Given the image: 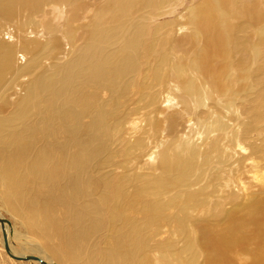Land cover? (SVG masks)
Instances as JSON below:
<instances>
[{
  "label": "rangeland",
  "instance_id": "rangeland-1",
  "mask_svg": "<svg viewBox=\"0 0 264 264\" xmlns=\"http://www.w3.org/2000/svg\"><path fill=\"white\" fill-rule=\"evenodd\" d=\"M110 1L36 0L37 10L33 14L24 11L22 17L16 19L0 15V30L5 29L4 33L0 32V38L16 43L18 62L24 65V54L29 53L28 64L23 69L8 67L6 70L7 86L0 92V118L13 116L19 102L39 94V85L56 80L82 55L87 58V48L98 34L97 17L107 14ZM204 1L159 0L154 8L145 7L147 3L137 5L132 10L134 21H147L148 27H153V30L149 27L152 31L148 36L153 46L147 44L140 69L120 80L122 86L111 79L101 86L86 87L78 98L71 91L72 102L44 96L35 109L24 108L29 117L25 114L24 124L15 131L24 130L28 137L36 139L33 147L37 150L54 146L59 156H69L79 132L82 140L100 150L94 158L100 163L92 162L93 170L88 176L95 177L99 185L105 181L124 182L126 188L134 190V196L132 194L126 203L141 195L150 202L155 201L148 192L156 181L168 175L166 161L162 158L167 161L180 158L184 165L188 155L187 158L194 160H191L195 164L194 173L179 186L180 192L171 187L163 188L158 196L163 201H172L178 195L179 201L185 199L188 209L181 213V221L180 208L175 202H172L175 206L167 207L163 214H156L159 220L152 222L149 230L150 264H264V44H258L255 29L249 22H243L241 39L232 46L230 62H227V41L212 44L210 51L218 54L212 68L223 72L221 83L216 84L193 61L200 47L196 43L200 25L194 10ZM233 3L232 18L236 23L240 21L236 7L243 6L246 0H233ZM224 4L227 5V0ZM57 10L63 14L58 16ZM106 17L108 29L113 30L116 23ZM16 22L26 29L12 38L7 33L14 29ZM31 40L36 41L30 45ZM119 46L117 38L111 37L104 49L117 52ZM161 58L165 63L160 65ZM77 103L80 104L76 109L83 112L75 123L71 115L64 112V107L70 110ZM51 106L55 107L52 111ZM99 107L104 111L98 110ZM106 110L109 111L104 115L108 134L98 136L93 126L97 122L95 118L99 112L107 113ZM106 145L109 148L106 149ZM101 149L107 150L106 156ZM146 186L148 195L144 191ZM6 193L0 175V218L11 223V226L0 224L4 237V243L0 240V264H41L22 259L27 256L51 262L50 257L42 260L39 252H43L42 248L52 252L53 242L22 227V206L17 200L11 204L9 199L6 203ZM258 204L262 209L251 218L248 213ZM59 211H63L61 207ZM134 212L137 218H142L138 210ZM231 226L230 235L233 232L235 235L227 238V244L221 243L220 238L227 236ZM235 227L248 233L238 234ZM13 231L19 233L17 237L13 236ZM210 237L217 238V243H209ZM5 238L8 245L13 242L16 249L25 241L30 243L34 254L15 253L16 256L6 248ZM188 244L191 252L186 258L180 257Z\"/></svg>",
  "mask_w": 264,
  "mask_h": 264
},
{
  "label": "bare ground",
  "instance_id": "bare-ground-1",
  "mask_svg": "<svg viewBox=\"0 0 264 264\" xmlns=\"http://www.w3.org/2000/svg\"><path fill=\"white\" fill-rule=\"evenodd\" d=\"M260 1L246 0V3L242 4L243 6L236 7L240 15V18L237 19L240 21L236 23H234L236 19L232 18L233 7L231 4L234 5L233 0H227V5L224 4V0H205L203 4L194 10L195 18L200 25L196 41L200 47L193 61L196 62V66L202 73L209 74L210 79L214 80L216 84L221 83L220 76L223 72L212 68L214 59L218 57V54H213L210 51L212 44L221 40H223L222 42L227 41V62H230L234 50L232 46L237 40L240 41L241 39L242 34H240V31L244 26L243 22H249L252 25L255 29L254 34L258 38V44L260 46L264 44V0ZM158 2L159 0H111L106 10L107 14L101 13L97 17L98 34L87 48V58L82 55L71 68H68L56 80L39 85V94L31 100L19 102V108L15 113L13 112V116L0 118V175L7 191L4 200L7 203L10 199L11 204L13 200H17L22 206L23 215L20 217L23 221L20 223L22 227L28 231L32 230L33 234L41 235L53 242L52 252H47L42 247V253L37 250L39 255H42V260L50 257L51 262L46 260L48 261L46 263L36 256H30L29 260H36L37 263L39 261L41 264H52L54 262L60 264H150L148 260L150 252L149 230L152 227L151 223L159 220L156 218V214H163L167 207L175 206L177 203L181 209H179L180 213L178 215L181 218L180 221L182 220V214L187 208L185 207V199L179 201L180 197H177V195L176 200L163 201L158 196L163 188L169 189L171 187L174 190L178 189L177 191L180 192L179 186L183 185L186 179L188 180V176L194 173L195 169L193 167L195 164L192 163L194 160L193 158H187L188 155L185 158L184 165L180 163V158H173L168 161L167 158H162L166 161L164 163H166L168 175L163 180L156 181L155 186L148 192L152 196L151 199L154 198L155 201L150 202L146 199V196L141 195L126 203L132 197V194L134 196V190L131 192L130 189L126 188L124 182L119 179L121 184L105 181L102 182L105 183L103 185L100 183L101 186L94 179L95 177L88 176L92 172L91 169L93 170L92 165L94 166V164L92 162L96 153L100 150L82 140L81 134H78L79 132L74 144L72 143L69 156H59L55 154L54 146L47 145L37 150V147H33L36 139L32 136L31 138L28 137L24 130L22 133L15 131L16 128H20L21 123L24 124L23 117L25 114L27 118L29 117L24 108L35 109L39 100L41 101L44 96L54 100L64 98L72 102V98H69L71 91H74L75 96L78 98L86 87L101 86L111 79L121 85L123 82H119L120 80L131 76L130 72L140 69L139 66L144 60V52L147 51V44H151L148 36H150L149 33L153 30V27L149 26L152 29L150 30L145 23L147 21L144 23L135 22L132 10L137 5L144 3H147L146 6L144 5L145 7L154 8L158 5ZM37 3L36 0H0V15H10L16 19L22 17L24 11L33 14L37 10ZM57 13L58 16L63 14L60 10H57ZM106 15L116 23L113 30L108 29ZM22 25L16 22L13 26L14 29L7 34L12 35V38H14L13 35H16L18 31L20 33L25 31L26 28ZM1 31L4 33L5 29L3 28ZM1 35L0 33V37ZM111 37H116L120 44L117 52L104 49L105 44ZM23 38L22 36L21 40ZM34 41L36 40H31L29 44L32 45ZM15 44L0 38V92L4 91L7 86L4 79L7 68L15 67L20 70L28 64V52L24 54L25 64L18 62ZM152 46L153 44H151ZM159 62L160 65L165 63L163 58L159 59ZM117 88H120V86ZM79 104L73 105L70 110L64 107V112L71 115V119L75 123L80 113L83 112L76 109L75 106H79ZM54 108L51 106V111ZM103 108L99 107L98 110L103 112ZM101 112L96 115L95 121L97 120V122L93 126L96 128L98 136H105L108 133H106L104 115L108 114L109 111L107 113ZM65 122L67 121L65 120ZM64 127L68 129L67 126L64 125ZM72 128L74 130L75 127ZM82 129L85 130L86 128L82 127ZM93 134H96V131H93ZM102 137L101 141L103 142ZM8 143H13V146H7ZM103 145L104 143L101 147ZM104 152H107V150H103V153H101L104 154ZM102 154L99 155L101 159L103 158ZM95 163L99 164L100 162ZM173 171L177 174L174 175ZM96 177L99 178L97 175ZM34 187L38 190H34ZM144 191L147 193V186ZM187 195H191V193H187ZM188 199L190 198L188 197ZM118 200L122 202L117 203ZM172 202H175V204ZM153 203L155 204L153 205ZM60 207L63 211H59ZM135 209L143 215L142 218H137L134 212ZM260 209H262L261 204L255 205L248 215L252 218ZM149 213L152 216H149ZM183 218L185 217L183 216ZM0 224L11 226L10 222H2L1 220ZM7 225L2 227L8 231ZM236 226L238 227V225ZM232 228L231 226L228 229L227 236L220 238L221 243L227 244V238L235 235L234 232L230 235V229ZM236 229L238 234L248 233L243 228ZM16 234L19 233L13 231V236L17 237ZM3 238L0 233L2 242L4 241ZM216 240L218 239L210 237L208 242L214 244L217 243ZM29 244L25 241L20 249H16L14 247L16 245L13 242L8 245L7 240L6 248L14 254L26 256L34 254ZM33 245L35 244L33 243ZM37 246L39 247V245ZM190 247L191 245L180 254V257L186 258L192 250ZM17 254L15 255L17 256Z\"/></svg>",
  "mask_w": 264,
  "mask_h": 264
},
{
  "label": "water",
  "instance_id": "water-1",
  "mask_svg": "<svg viewBox=\"0 0 264 264\" xmlns=\"http://www.w3.org/2000/svg\"><path fill=\"white\" fill-rule=\"evenodd\" d=\"M2 222H4L5 220L3 218L0 219ZM5 241H6V245H7V238H5ZM24 260H29L30 259V256L26 257V258H22Z\"/></svg>",
  "mask_w": 264,
  "mask_h": 264
}]
</instances>
